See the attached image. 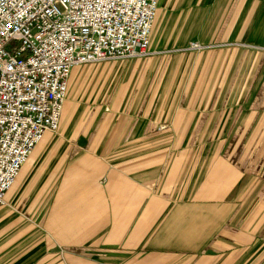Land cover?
<instances>
[{"label": "crops", "instance_id": "crops-1", "mask_svg": "<svg viewBox=\"0 0 264 264\" xmlns=\"http://www.w3.org/2000/svg\"><path fill=\"white\" fill-rule=\"evenodd\" d=\"M158 9L149 55L72 69L0 264H264V0Z\"/></svg>", "mask_w": 264, "mask_h": 264}, {"label": "built area", "instance_id": "built-area-1", "mask_svg": "<svg viewBox=\"0 0 264 264\" xmlns=\"http://www.w3.org/2000/svg\"><path fill=\"white\" fill-rule=\"evenodd\" d=\"M157 11L158 0H0V206L58 130L72 69L149 55Z\"/></svg>", "mask_w": 264, "mask_h": 264}, {"label": "rangeland", "instance_id": "rangeland-1", "mask_svg": "<svg viewBox=\"0 0 264 264\" xmlns=\"http://www.w3.org/2000/svg\"><path fill=\"white\" fill-rule=\"evenodd\" d=\"M159 14V9H158V11H157V14H156V19H155V21L157 20V15ZM190 46V45H189ZM200 46V45H199ZM201 47V46H200ZM202 48V47H201ZM190 50H194V49H190ZM198 50H200V49H198ZM196 51V50H195ZM86 66V65H85Z\"/></svg>", "mask_w": 264, "mask_h": 264}]
</instances>
